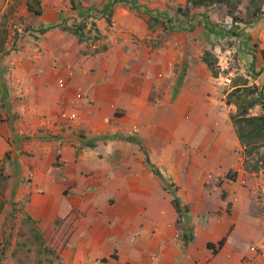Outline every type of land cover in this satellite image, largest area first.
<instances>
[{"label": "crops", "instance_id": "1", "mask_svg": "<svg viewBox=\"0 0 264 264\" xmlns=\"http://www.w3.org/2000/svg\"><path fill=\"white\" fill-rule=\"evenodd\" d=\"M143 1L138 11L114 6L111 27L90 17L98 51L61 31L0 43V165L12 171L15 200L27 201L58 264H264V214L253 200L264 185L224 178L242 168L241 146L232 106L201 61L204 50L221 59L237 49L216 42L228 36L214 26L220 6L195 8L182 23L190 30L164 31L149 27L146 11L172 2ZM5 9L0 0V18ZM45 10L40 23L61 22ZM254 25H237L233 38L260 37ZM148 161L188 208L181 222Z\"/></svg>", "mask_w": 264, "mask_h": 264}, {"label": "rangeland", "instance_id": "2", "mask_svg": "<svg viewBox=\"0 0 264 264\" xmlns=\"http://www.w3.org/2000/svg\"><path fill=\"white\" fill-rule=\"evenodd\" d=\"M152 1L156 4H161V0ZM106 2L107 0H6V9L0 18V31L2 32L0 35L4 38L2 41L0 40L1 47L3 50L6 49L4 43L7 36L11 38V42H13L12 45H16L14 44L16 40L18 41L26 36L29 38V42H36V40L42 36L41 30L47 28H49L48 31L51 32L61 31V33H65L72 37L77 43H80L78 42L79 37H74L71 34V30H75L83 25L84 29L80 32L82 39L81 42H85L87 45L95 44V51L101 50L103 47L102 43L99 42L101 40V35L97 30L96 24L90 20V16L102 17L104 15L103 17L105 19V15L108 14L103 12ZM169 2L172 3L170 6L167 3L165 10H148L147 14L150 13L152 17L159 15V18H157L158 22H160L159 24L150 22V28L153 30L160 26L161 28L166 27L164 24L167 25L166 23H168L167 21L169 19L172 22L171 26L170 23L168 24L169 27H173L172 25L177 27L180 23L188 21L191 14L193 16L196 13V10L191 9V6L187 4V0H170ZM140 3L142 4V2ZM29 5L34 11L40 10L41 15L35 16L29 12L27 10V6ZM52 5H54V8L56 7L55 12L54 8H51ZM42 6L46 9L45 11H48L49 15L59 17L61 22H57L56 24L51 23L50 25H43L40 23V17L42 16V13H44L42 11ZM75 7L76 9H88V11L90 9V13L87 14L88 11H85L84 13L82 12L84 18L79 15L80 10H74ZM186 7H188V10L185 14L188 16H180L176 13L178 8ZM202 8L204 10L201 11L209 12L207 11L209 8L206 6ZM205 12L201 15H205ZM212 14H214L215 18L219 21L218 25H214L217 29H221L224 32L233 29L232 25L230 26L224 22V16H226L224 6L216 8ZM111 15L112 11L109 14L110 17H107L110 21V25L105 22L106 27L112 26L110 19ZM244 19L247 23L251 22L255 24L254 26L257 27L258 32H260V37L256 36L250 43L248 41L242 42V40L237 41L231 35L223 38L222 42L221 40L216 41L223 45L228 44L229 48H231L230 46L233 44L237 46V49L235 52H231V55L226 53L225 55L227 57L223 56L221 59L217 58L221 66L219 65L220 75L216 78V82L220 83L219 85L223 87V94L230 92L232 90V85H240L243 81H246L248 86L255 85L258 89L264 92V61L260 53L261 51H264V17H260V19L253 22L248 17H244ZM205 21L207 22H205L204 28L206 27V24L211 25L208 20L205 19ZM236 27L239 28V26H235V29L233 30L236 32L234 33L240 38V35L236 30L238 28ZM13 39H15V41ZM245 44H248L247 47H249V49H252L253 47L255 51V54H252L251 57L243 54L247 52ZM9 49L16 50L13 46H10ZM237 50L242 51L240 57L238 56ZM223 58H227L228 63H230L228 67H226L224 60H222ZM221 67H223V70H221ZM5 95H9V91ZM231 106L229 115H233L236 112V107L233 104H231ZM249 113L250 115H259L261 114V110L258 106H255ZM231 172L235 173L234 181H238L241 187H243L245 185L244 183L249 180L264 185L263 171L249 173L244 170L242 165V168L239 171ZM11 173L12 171H8V169L0 165V264H58V249L50 248L49 241L45 240L46 234L42 233L40 221H35L28 215L26 210L27 201L22 199L21 201L16 202L14 197L16 191L15 189L13 190L14 187L12 186ZM224 178L226 179V177ZM215 179L219 185L223 181H221V178L219 177H215ZM263 197L264 190H259L253 197V200L257 203L255 204V212L258 211L262 214H264ZM231 205L232 204L227 202L225 206L227 214L230 213ZM56 241H58L57 235Z\"/></svg>", "mask_w": 264, "mask_h": 264}, {"label": "trees", "instance_id": "3", "mask_svg": "<svg viewBox=\"0 0 264 264\" xmlns=\"http://www.w3.org/2000/svg\"><path fill=\"white\" fill-rule=\"evenodd\" d=\"M119 4L137 11L139 10L140 7L138 0H107L106 5H104L103 8V12H105L106 14L108 13L107 15H105L106 18L104 19L106 24L110 25V21L109 19H107V17L108 18L110 17L109 14L111 13L113 7ZM187 4L191 6V9L204 7V6L210 9L219 6H224L226 15L231 20L233 29H235L234 27L239 24L251 23V22L247 23L244 17H248L253 22L260 19V17H262V15L264 14L262 11L264 0H187ZM27 10L35 16L41 15L40 10L34 11L30 5L27 6ZM74 10L77 11L81 9L79 8L76 9L75 7ZM187 10L188 7L178 8L176 10V13L180 16H186L187 14L185 13H187ZM148 14L147 15H148L149 27L151 26L150 22H153L155 24L160 23L158 22L157 19L159 18V15L156 16L154 15L155 17H152L150 13ZM81 16L84 17L83 14H81ZM167 22H168L166 23L167 25L164 24V26H166L163 28L164 31L190 30L189 25L184 26V24L180 23L179 25H177V27L174 25H172L173 27H169L168 24L169 23L172 24V22L170 21V19ZM83 29L84 26L82 25L81 27H78L75 30H71V34L74 37H79L78 42L82 41L80 32ZM233 29L228 30L226 34L231 35L232 37L238 36L235 35L234 32L236 31ZM48 30L49 28L42 29L41 34L43 35ZM260 53L264 61V51H261ZM201 61L210 71V74L213 78L219 77L220 67L218 65V59L212 52L208 50H204L201 57ZM225 103L227 106L233 104L236 107L235 114L230 115L229 119L242 149L241 155L243 158L244 170L249 173H257L259 171L264 172V92L258 89V87L255 85L248 86V83L246 81H243V83L240 85L238 84L232 85V90L226 94ZM255 106L259 107V109L261 110V114L250 115L249 113L250 110ZM148 165L155 177L158 186L162 190L168 192L173 196L171 204L177 214V221L181 222V219L188 212V208L186 206H182L179 203V201L176 199L174 195L175 191L173 185H168L167 183H165L160 173L155 170L154 166L150 164L149 161H148ZM226 178L234 181L235 173L230 171L226 175ZM224 198L225 195L221 193V199L223 200ZM181 239L184 241L185 245L193 240L192 234L189 229H187L182 234ZM224 242H225V238H223L221 241L217 243V247L221 248ZM207 247L208 249L214 250L215 245L208 244Z\"/></svg>", "mask_w": 264, "mask_h": 264}, {"label": "built area", "instance_id": "4", "mask_svg": "<svg viewBox=\"0 0 264 264\" xmlns=\"http://www.w3.org/2000/svg\"><path fill=\"white\" fill-rule=\"evenodd\" d=\"M72 73H73V71L69 70V74L71 75ZM57 83L59 86H63L65 84V81H64V79L60 78V79H58ZM75 97H76V99L80 100V99H82V94L78 93ZM68 118L70 120H74L77 118V116L75 115V113H71ZM252 250H254V249H252Z\"/></svg>", "mask_w": 264, "mask_h": 264}]
</instances>
